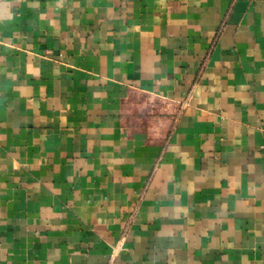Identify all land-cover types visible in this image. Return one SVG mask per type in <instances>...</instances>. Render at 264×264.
I'll return each instance as SVG.
<instances>
[{
    "label": "crops",
    "instance_id": "1",
    "mask_svg": "<svg viewBox=\"0 0 264 264\" xmlns=\"http://www.w3.org/2000/svg\"><path fill=\"white\" fill-rule=\"evenodd\" d=\"M0 264H264V0H0Z\"/></svg>",
    "mask_w": 264,
    "mask_h": 264
}]
</instances>
